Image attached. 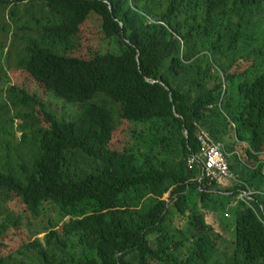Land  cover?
<instances>
[{
	"label": "trees",
	"instance_id": "1",
	"mask_svg": "<svg viewBox=\"0 0 264 264\" xmlns=\"http://www.w3.org/2000/svg\"><path fill=\"white\" fill-rule=\"evenodd\" d=\"M20 32L16 69L79 112L0 80V133L20 121L28 156L0 192L49 218L0 264H264V0H0V35ZM201 130L231 155L229 188L188 164ZM6 213L0 236L24 222Z\"/></svg>",
	"mask_w": 264,
	"mask_h": 264
},
{
	"label": "rangeland",
	"instance_id": "2",
	"mask_svg": "<svg viewBox=\"0 0 264 264\" xmlns=\"http://www.w3.org/2000/svg\"><path fill=\"white\" fill-rule=\"evenodd\" d=\"M10 12L7 11L5 14V21L11 24L10 21ZM99 19L95 16L89 18V22L85 24L84 31L86 33L90 32L94 35L93 41V52H102L103 50H108L111 45L105 40L101 30L99 29ZM12 32V31H11ZM24 36L22 32L18 33L16 37L13 36V33L8 35H0V44L5 46L6 51L4 56L0 57V62L3 65H7L9 62L10 70L8 68H2L4 73L0 76V80L4 77V74L7 75L9 83L8 86H15L20 89H24L30 95L37 96L43 103L47 105H53V110L57 114L58 118H67L73 119L77 116L79 110L76 107H64L61 104L55 102L49 95H47L44 90L33 80H31L27 75L19 72L16 65V53L17 51L25 48V42L21 40ZM92 44V41H91ZM59 102H63L58 100ZM37 117V116H36ZM17 121V120H16ZM20 121L15 122L13 130L10 129L7 133H0V170L4 171L6 168H15L18 161L21 159L25 161L28 159L27 155H24L19 151V140L21 134L18 132L17 127L19 126ZM128 129L123 135H120L116 141L117 150L122 152L130 143V133ZM12 134V136H11ZM10 147V152L6 151V147ZM239 149H245L243 147H238ZM231 158V155H229ZM11 169V168H10ZM232 180V179H231ZM224 187H230V183H227ZM193 195H196V189H193ZM0 207L2 211H7L6 214L17 217L21 216L24 219V222L20 227H13L10 230L6 231L4 235L0 236V256H5L9 254H17L16 252L25 250V247L30 243L35 242L40 239L44 241L46 236V228L48 226L49 218L42 216L41 218H35L30 212L26 210L25 205L21 199L5 197L3 193L0 192ZM220 217V216H219ZM217 223V229L223 233V224L220 218L213 217ZM180 222V221H179ZM62 228H57L60 231ZM226 238H229L226 232L223 234Z\"/></svg>",
	"mask_w": 264,
	"mask_h": 264
},
{
	"label": "built area",
	"instance_id": "3",
	"mask_svg": "<svg viewBox=\"0 0 264 264\" xmlns=\"http://www.w3.org/2000/svg\"><path fill=\"white\" fill-rule=\"evenodd\" d=\"M199 140L201 142V151L198 154H193L188 159L189 166L195 167L197 164L202 165L204 178L210 180L211 183L218 186L224 184L234 175L230 169V156L226 151L223 142L217 141L207 130H202L199 133ZM253 193H243L239 200L248 203L252 201Z\"/></svg>",
	"mask_w": 264,
	"mask_h": 264
},
{
	"label": "water",
	"instance_id": "4",
	"mask_svg": "<svg viewBox=\"0 0 264 264\" xmlns=\"http://www.w3.org/2000/svg\"><path fill=\"white\" fill-rule=\"evenodd\" d=\"M110 9H111V6H110ZM171 96H172V94H171ZM171 99H172V101L174 100L173 97Z\"/></svg>",
	"mask_w": 264,
	"mask_h": 264
},
{
	"label": "clouds",
	"instance_id": "5",
	"mask_svg": "<svg viewBox=\"0 0 264 264\" xmlns=\"http://www.w3.org/2000/svg\"><path fill=\"white\" fill-rule=\"evenodd\" d=\"M202 131V130H201Z\"/></svg>",
	"mask_w": 264,
	"mask_h": 264
}]
</instances>
